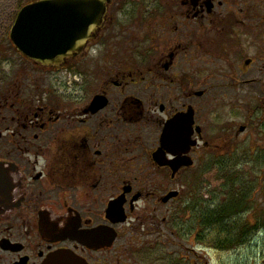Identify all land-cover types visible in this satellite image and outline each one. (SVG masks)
I'll use <instances>...</instances> for the list:
<instances>
[{
	"label": "flooded vegetation",
	"instance_id": "flooded-vegetation-1",
	"mask_svg": "<svg viewBox=\"0 0 264 264\" xmlns=\"http://www.w3.org/2000/svg\"><path fill=\"white\" fill-rule=\"evenodd\" d=\"M101 12L60 66L0 47V264H152L177 212L201 222L187 187L264 131V0Z\"/></svg>",
	"mask_w": 264,
	"mask_h": 264
},
{
	"label": "rangeland",
	"instance_id": "rangeland-1",
	"mask_svg": "<svg viewBox=\"0 0 264 264\" xmlns=\"http://www.w3.org/2000/svg\"><path fill=\"white\" fill-rule=\"evenodd\" d=\"M33 1L35 0H0V47L7 49L10 31L18 13ZM94 49L98 53L100 46L97 44ZM225 67L221 65L220 68ZM217 78L219 84H222L219 76ZM223 91L227 92L226 87ZM256 131L259 136L254 133V139L257 141H253L252 149L248 138L246 142L240 143L237 151L231 155L234 160L228 159L229 146L225 156L217 157L218 169L229 172L202 176L197 186L191 183V186L187 187L182 198V205L191 204L193 211L203 210L208 204L224 205L230 200L243 199L244 195L249 194L248 206L237 211L240 214L238 219L249 226L250 239L245 245L223 251L203 244L200 238L204 235L201 222L199 219L194 221V215L186 208L184 214L177 212L176 218L169 224L170 234L175 233L176 236H170L167 247L162 246L150 256L143 257L144 263L150 261L152 264H192L201 260V264H264V139L260 138L264 137V131L261 128ZM224 149H221V152ZM196 213L199 214L200 211ZM232 222L235 223L234 220ZM194 237L197 240H194ZM193 251L198 258L192 254Z\"/></svg>",
	"mask_w": 264,
	"mask_h": 264
},
{
	"label": "water",
	"instance_id": "water-1",
	"mask_svg": "<svg viewBox=\"0 0 264 264\" xmlns=\"http://www.w3.org/2000/svg\"><path fill=\"white\" fill-rule=\"evenodd\" d=\"M101 15V0H39L18 13L10 39L26 57L45 65H59L94 39L101 28ZM116 213V207L111 206L108 215L117 218ZM111 230H100V242L101 232L108 234ZM95 237L97 240L98 234ZM114 241L115 237L103 247H110ZM68 262L82 264L75 257Z\"/></svg>",
	"mask_w": 264,
	"mask_h": 264
},
{
	"label": "trees",
	"instance_id": "trees-1",
	"mask_svg": "<svg viewBox=\"0 0 264 264\" xmlns=\"http://www.w3.org/2000/svg\"><path fill=\"white\" fill-rule=\"evenodd\" d=\"M247 200L249 194L244 195L243 199H233L224 205L208 204L210 206L203 209L201 216L200 226L204 230V235L200 236L202 243L223 251L245 245L250 239L249 226L238 219L240 214L237 211L248 206Z\"/></svg>",
	"mask_w": 264,
	"mask_h": 264
}]
</instances>
